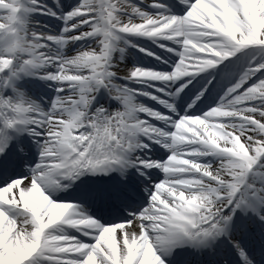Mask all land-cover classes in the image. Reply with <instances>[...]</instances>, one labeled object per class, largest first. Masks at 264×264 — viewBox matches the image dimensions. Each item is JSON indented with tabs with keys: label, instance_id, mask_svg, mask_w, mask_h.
Returning <instances> with one entry per match:
<instances>
[{
	"label": "snow or ice",
	"instance_id": "1",
	"mask_svg": "<svg viewBox=\"0 0 264 264\" xmlns=\"http://www.w3.org/2000/svg\"><path fill=\"white\" fill-rule=\"evenodd\" d=\"M0 264H264V0H0Z\"/></svg>",
	"mask_w": 264,
	"mask_h": 264
}]
</instances>
